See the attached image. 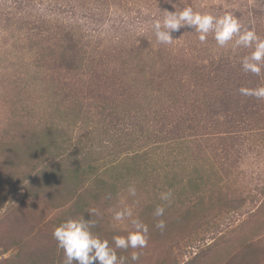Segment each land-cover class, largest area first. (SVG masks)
<instances>
[{
	"label": "rangeland",
	"instance_id": "1",
	"mask_svg": "<svg viewBox=\"0 0 264 264\" xmlns=\"http://www.w3.org/2000/svg\"><path fill=\"white\" fill-rule=\"evenodd\" d=\"M187 6L264 39V0H0V264H62L53 230L93 208L113 244L125 206L149 228L128 264H264V99L239 91L264 68L211 32L157 43Z\"/></svg>",
	"mask_w": 264,
	"mask_h": 264
},
{
	"label": "clouds",
	"instance_id": "2",
	"mask_svg": "<svg viewBox=\"0 0 264 264\" xmlns=\"http://www.w3.org/2000/svg\"><path fill=\"white\" fill-rule=\"evenodd\" d=\"M181 28L195 30L201 42L206 41L210 32L214 33V38L220 47H224L233 40L234 47L254 46L251 54L242 60L243 70L260 75L264 68V39L259 37L254 30L243 29L239 20L231 14L226 13L218 17L211 13L194 11L191 6H187L181 11L163 10L162 18L155 19L153 22L156 41L159 44H172L174 40L172 33L179 32ZM239 91L242 95L264 99V86L255 89L241 88ZM128 193L131 196L136 195L134 185H129ZM171 196V191L163 192L160 194V199L170 201ZM164 212V206H157L153 215L159 218L164 215ZM88 214L89 219L69 218L53 230V238L64 253L62 264H128V257L118 256L117 249L135 250L147 246L148 225L134 217L131 207L125 206L113 213L114 221L129 220L133 229L126 236H113V244H110L107 239H101L92 231L96 226V220L91 217L94 215L99 217L101 215L99 210L90 209ZM155 227L163 230L166 227L165 221L157 219ZM140 255L139 251H132L131 261H138Z\"/></svg>",
	"mask_w": 264,
	"mask_h": 264
}]
</instances>
